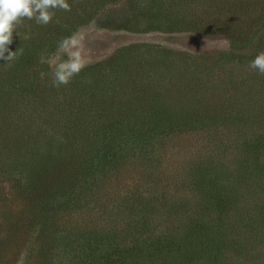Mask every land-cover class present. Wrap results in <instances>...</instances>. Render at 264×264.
I'll list each match as a JSON object with an SVG mask.
<instances>
[{"label": "rangeland", "instance_id": "374dc122", "mask_svg": "<svg viewBox=\"0 0 264 264\" xmlns=\"http://www.w3.org/2000/svg\"><path fill=\"white\" fill-rule=\"evenodd\" d=\"M72 1L70 11L50 9L52 19H57L42 29L45 43L25 47L42 51L32 70L39 73L41 88L45 87L41 95L61 97L66 112L89 111L88 131L105 115L104 107L96 108L85 96L86 88L100 76L121 90L120 98L131 94L137 103H132V110L138 113L166 109L173 116L196 105L201 118L174 127L143 122L146 141L129 146L124 150L126 158L121 159L120 147H114L116 162L111 169L99 175L95 185L78 184V203L58 213L57 222L72 232L90 231L96 243L95 257L102 253L110 261L111 243L120 242L125 233L128 239L153 236L148 243L156 238L168 243L172 238L167 240L165 228L180 230L183 222L193 220L196 208L201 209L200 185L204 190L210 187L207 194L216 187H231L248 168L252 178L243 181L235 215L250 217L247 221L253 224L247 225L243 246L252 259L246 261L234 248L228 260L229 264H264V168L256 177L264 162V74L249 66L264 51V0H181L186 2L185 16L180 14L178 22L175 15H154L148 21V5L154 7L155 0H81L88 6L91 2L89 16L79 15L87 9L85 4ZM158 11L156 7L153 13ZM130 15L129 27L136 25L133 30L120 28L121 20L125 22L124 17ZM27 26L28 20L14 29L17 46L29 44L23 39L33 29H24ZM64 26L69 31L59 33ZM73 37L78 41L75 46L60 47L63 40ZM76 52L82 60L80 71L68 83L54 84L57 65L68 62ZM120 65L136 69V80L134 73L120 72L116 67ZM162 84L166 85L163 90ZM148 96L153 98L146 105ZM123 133L129 134L128 130ZM3 135L0 132V161L7 158ZM17 178L0 169V264H74L80 248L70 236L66 240L64 233L62 237L54 233L43 248L37 235L17 227L25 224L28 210L19 192L25 179ZM49 184L36 182L35 188H49ZM223 194L229 195L227 191ZM108 234H113L111 241L103 236ZM172 234L180 236L179 232Z\"/></svg>", "mask_w": 264, "mask_h": 264}, {"label": "trees", "instance_id": "16d2710c", "mask_svg": "<svg viewBox=\"0 0 264 264\" xmlns=\"http://www.w3.org/2000/svg\"><path fill=\"white\" fill-rule=\"evenodd\" d=\"M155 2L154 7L148 5L149 12L146 13L148 21L154 15L162 17L175 15L176 22H178L180 14L185 16L186 2L184 1L155 0ZM158 2L166 6L168 11L163 12L162 6L158 5ZM69 3L73 5L72 0H69ZM82 4H85L87 9L80 8L85 12L79 15L89 16L91 2L90 6L87 5L88 2H81L78 6ZM156 7L159 11L154 14L153 10ZM55 10L62 9L56 8ZM51 12L54 11L51 10ZM131 18H133L131 15L127 18L124 17L125 22L121 20L120 28L133 30L136 25L133 24L129 27L130 21L128 20ZM56 19L54 17L50 22ZM27 20L28 26L24 29L31 27L33 31L29 34L28 39L23 40L28 41L29 44L17 46V38H13L8 47L11 51H16L15 59L8 62L0 59V132H4V152L7 156L0 161V169L5 172L9 171L10 175L18 176V181L25 179L24 188H20L19 192H21V196H24L28 206L25 224H18L17 227L27 229L29 233L37 235L41 243L43 242L41 244L43 248H45L46 240L51 239L54 233H59L58 237H62L64 233L66 240L70 236L71 242L80 248L77 258L73 260L74 264H93L92 261L99 264H108V262L109 264H229L228 258L234 254V248L241 252L246 261L250 260L249 257L252 259V256L243 251V246L247 239V225L253 224L247 221L250 217L246 218L241 213L235 215V209L238 207L237 198L241 192L243 181H249L252 178V172H249L248 168L244 174H238L236 183L225 188L229 190L216 187L215 190L209 191L210 194H207V189L210 187L204 190L200 185L198 191L202 190L200 195H203L201 209L200 206L197 207L193 220L188 223L187 221L183 222V227L174 231L179 232V237L172 234L174 232L171 231L169 225L165 228V235H168L167 240L172 239L168 240L166 244L157 238L148 243V240L153 236L146 238L136 236L133 239H128L129 234L125 233L120 236V242L111 243L113 247L110 248L114 252L110 261L109 259L105 260L106 255L102 253L95 257L94 246L96 243H94L90 231L76 230L77 232H72L65 224L57 222L56 215L58 213L69 208L73 209L78 203L81 195L79 191L76 192L78 184L87 183L90 185L92 183L95 185L98 176L111 169V165L116 162L112 150L114 147H120L119 158L121 159L126 158L124 150L130 149L129 146L146 141L147 134L144 132L146 129L143 130V122H146V126L151 124L163 126L166 123V127H169L170 124L174 127L176 126L174 124L179 125L182 122H186V124L198 122L201 117L197 112L196 105L178 110L173 116L166 109H158V112L154 114L138 113V111L132 110V103H137L131 99V94L128 98H120L121 90L114 87L112 85L114 83L110 81V84L100 76L95 81L98 85L93 82L86 88L89 90L85 96L87 95L89 103L96 108L104 107L102 110L105 115L95 126L96 129L92 126V129L88 131L89 120L86 114L89 111L83 110L82 112L80 109V112H73L74 114L71 111L66 112V104L61 97L51 94L44 97L40 94V91L45 92V87L41 88L38 80L39 73L32 70L42 51H27L25 47L29 48L36 44L38 46V43H45L43 39L46 36L43 35L42 29H47L50 22L41 24L37 23L35 19H22L24 23ZM157 24L162 23L158 22ZM32 25H35L36 28L34 29ZM64 27L57 28L59 33L69 31L66 26ZM7 54L5 53V55ZM116 67L124 73L135 74L136 71V69H130V65ZM135 75L134 80L138 77V74ZM120 77H122L121 74L118 76L121 80V87L123 80ZM165 84H162V90L166 88L167 84ZM124 85L127 86L126 83ZM113 88H115L114 92ZM127 91L126 89L123 92ZM107 98H109L108 102H106ZM152 98L148 96L145 104H149V99ZM87 100L84 102L85 108L89 106ZM52 109L54 110L52 111ZM95 111L97 110L93 112ZM118 117L122 119H118ZM125 130H128L129 134L125 135L123 133ZM9 131L13 132L9 134ZM257 160L258 156L254 161L257 163ZM262 165L258 166L257 178L261 171L260 168H264ZM40 181H48L52 184H49V188H35L36 182ZM38 190L43 191L36 192ZM226 191L229 195L223 194ZM229 214L234 218L229 217ZM20 221L19 218L18 222L20 223ZM103 236L110 237L111 241L109 234ZM105 240L104 244H106Z\"/></svg>", "mask_w": 264, "mask_h": 264}, {"label": "clouds", "instance_id": "9594fccd", "mask_svg": "<svg viewBox=\"0 0 264 264\" xmlns=\"http://www.w3.org/2000/svg\"><path fill=\"white\" fill-rule=\"evenodd\" d=\"M56 8L70 11L71 5L69 0H0V59L7 62L15 59L16 51H11L8 45L12 43L13 31L23 18L35 19L37 23L48 24L53 16L50 9ZM28 38L26 34L25 39ZM77 43V39L73 37L63 40L60 47L68 49L70 45L75 46ZM5 53L8 54L5 55ZM249 66L264 74V51L258 53L250 61ZM81 67L80 53L76 52L68 62L57 65L53 83L57 85L68 83Z\"/></svg>", "mask_w": 264, "mask_h": 264}]
</instances>
